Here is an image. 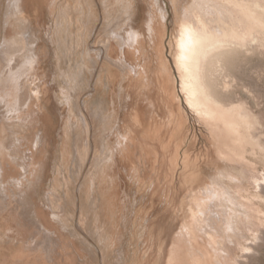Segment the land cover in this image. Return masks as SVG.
I'll use <instances>...</instances> for the list:
<instances>
[{"label": "rangeland", "instance_id": "rangeland-1", "mask_svg": "<svg viewBox=\"0 0 264 264\" xmlns=\"http://www.w3.org/2000/svg\"><path fill=\"white\" fill-rule=\"evenodd\" d=\"M43 1L45 5L46 0H40L42 5ZM79 1L80 3L72 6L71 14L73 16V22H71L74 24L71 23L69 29L74 35L77 34L76 32L80 31L78 33L80 34V41L83 45L80 49L85 52L84 41L90 36L88 30L91 31L92 25L97 27V30L92 36L93 41H95L98 37L102 38V36H104L105 38L113 28V24L111 23L109 27L107 26V23L109 22L104 19L105 11L102 7L97 6L100 0H89V3L93 1V9L90 8L88 4L87 14L84 17H82V14H77V12L79 13L77 7H79L80 4L86 0ZM135 1L137 3H135ZM150 1L151 0H134L133 5L139 10V12L136 8H132V10H134V15L132 16V22H129L135 29L141 30L143 27H147V22L151 19V17H157L156 19L158 20V24L159 22H162V26L164 23V37L167 43H169L170 34H174V26H176L175 24L177 23L176 15L179 13L175 10H178L179 8L177 9V7L180 5V10L182 11L185 4L187 6L191 3V0H181V2L180 0H159L157 2ZM249 1L248 7L253 10L257 0ZM13 2L14 0H0V58L2 57L0 59V61H2L0 62V73L2 69H5L9 74L11 70H15L16 67L18 68V64L22 61L19 57L23 58L25 51L22 39L28 37L27 33H22L24 31L22 27H24L25 24L29 26L30 22L28 21H31L33 23V29L36 32L35 33L33 31V33H35L36 36L33 34L34 37L32 36V38L35 39H32L30 48L36 47L39 56H43L40 57L42 59L41 65H38L41 69H36L35 72L36 74H39V78L37 75H34L29 79L26 77L23 81V86L26 85L22 88L23 96L25 98H29L26 101L27 103H25L24 108L27 109L26 106L30 101L29 96L33 95V91L30 92L33 89L32 87H34L35 91H37V86L40 82L44 81L43 83H45L46 81L51 90L47 91V93H45L46 95H43L44 102H41L43 111H46L42 113L41 109V111L39 110V113L43 117L45 116L46 119L47 117H50V119H48L49 121L46 120L48 129H50L48 133L50 137L47 135L44 144L47 146L46 148L43 146L46 150L48 148L49 149L45 151V149L42 148L43 152H38V154L43 157V160L44 158L45 160L43 161L44 164L41 168V172L36 179V186L34 184L33 186L31 183V187L30 184H28L29 187L32 188V191H30L31 189H27L28 185L26 186V190H29L26 195L27 197H25V199L23 198V195L20 194L17 201L18 203L16 201L13 203L14 205L16 204V207L14 205L7 208L4 207L6 209V215L8 216L4 214L5 212L0 214V217H3V215H5V218L7 217V220L5 218L4 220L3 218H0V227L14 226L25 237H29L31 241H35L31 247L26 246L23 249L21 248L20 251L24 253L23 255H27V253H32L31 255L37 253L39 254L40 252L42 257H45L43 258L46 259L48 264H161V260L163 261L162 264H164V262L165 264L176 262L190 263L192 255L177 253L171 260L169 255H171L170 251L173 249V244L177 241L176 235L179 232L178 228L180 229L181 225L184 223L186 215L185 209L187 208L186 205L192 194V189H197L196 186L199 184L201 185V182L203 183L205 180L213 184V178H215L214 174L218 166L226 171L238 174H241L243 168L244 171L246 168L245 172L250 173L245 175L243 171V175L245 176H243V181L241 183V186L243 188L245 186V189L253 188V181L251 179L252 175H257V177L260 176L259 178L263 176L262 179L264 178V175H261L264 174V14L259 13L255 18L249 17L247 19L248 26L254 33L250 38L253 45L248 47L243 54L233 56L229 63V72L231 71L229 87L230 97L235 100L241 98L244 104L248 107L246 108L249 109V112L254 114L260 122V125L252 131V142L249 141L250 143L248 144L249 147L246 155L247 160L242 162H227L228 165L232 164L237 170L230 169L224 162L222 165L219 163V165L216 164V166H205V171L203 172L202 177H199L200 180L198 179L197 182H194L193 180L192 184L190 180L188 181L186 179V176L191 175L190 172L193 170L192 168L199 170L198 166L204 162L205 157L208 159L209 150L212 146L210 140L207 138L206 134L203 133V130L199 127L197 121L196 123L194 122L195 119H193V117L188 116L190 120L183 122L182 124L178 119L175 118L174 120V118L169 115L170 109L165 107L167 109L166 111L164 106L160 104L157 95L158 92L156 91L154 94H152L153 92L149 93L146 84H137L139 82H136L137 78L135 79V74L132 69L129 68V64L132 66L134 63L137 65L138 61H148L141 62V64L143 63L144 65L146 63L148 64L145 66L148 73L146 74L147 78L152 79L153 77V81L155 80L154 82H156L158 78L166 81V74H168L170 75L169 79L171 81V85H173L175 82V75L172 78L170 77L176 72L171 61L172 56L169 53L171 52L170 47L168 48L169 51L167 53V65L162 70L161 66L157 65L159 60L157 63V61H155L157 60L155 56L149 52L152 51V48L150 46V38H148V28H146L145 31V28H143L142 32L144 31L146 33L147 40H143L145 41V45L144 42L141 44L142 46H145V48L143 46L144 49L142 56L129 54V56L126 57L127 62H125L126 59L124 61L119 58L121 57V54L118 56L117 52L113 51L111 54L113 55L114 60L118 61V63L116 62L118 66H114L105 59L99 62L100 65L97 71L98 73L96 74L95 82L100 80L104 83V87L102 88L100 94L92 91L93 89L90 85L94 81L92 77L94 73L92 71L96 67L98 63L97 61L100 59L98 55L94 57V60L88 59L86 63L87 66L84 70L85 72L79 78L80 80L77 79V83L69 86L70 84H67V72L69 71V68L70 71L74 70L77 73L76 75H78L80 71V62L78 60L75 61V59L80 57V59H87L86 55H75L66 50L64 51V54L57 52L56 46L58 44H54L51 40L56 23L53 20L52 15L49 13V8L47 9V7H45L41 14H37V18L34 13H31L29 16L31 19L23 18V21L25 22L21 23L22 18L20 19V16L14 14L15 10L13 9ZM60 2V5H63L64 3L68 5L66 0ZM257 2H259L264 9V0H258ZM181 3L183 4L181 5ZM154 4L155 6L159 5V8L157 9V7H154ZM108 5L109 10H113L114 8L116 9L113 2L108 3ZM159 9L163 14L159 15ZM157 11L159 14H157ZM39 15L41 17H39ZM79 17L80 19H83H79V21H77ZM48 18L52 19L54 22L50 23L52 20H49ZM40 19H42L43 23ZM110 20L111 18L108 21ZM52 24H54L53 27L51 26ZM122 24L123 26L126 25V23ZM46 25L50 27V29L47 28ZM74 26L76 27L74 28ZM11 29L12 34H10ZM52 29L53 31L51 33ZM47 30L50 32V36L43 34L47 32ZM41 31L44 32L42 33ZM255 37L260 40V44L255 40ZM35 40L36 42L33 43ZM9 41L11 43H8ZM15 41H17L19 45ZM74 46H76V44ZM145 49L147 51L149 49V51L145 52ZM6 54L12 55L10 56L11 59L7 62L4 60L6 58ZM134 56H136L137 59L136 57L134 59ZM60 57L62 58L58 63ZM3 61L6 63L5 67ZM16 61H18V63ZM42 61L44 62L42 63ZM154 61L156 63H154ZM140 62L138 63L140 64ZM147 67H149V69ZM154 67L155 69H152ZM137 69H139V67H137ZM154 70L157 73H160L157 74ZM151 73H154V75ZM42 78L43 80L41 81L40 79ZM26 79H28V81ZM31 81H33V83H31ZM24 82L29 83L27 85V83ZM34 82L38 85L36 84V86ZM28 86H30L29 89L25 90L24 88H27ZM68 89H70L72 94L71 102H73L72 113L74 116V120L71 124L72 127L69 130V135L65 134V124H67L68 121L65 120L67 119L65 116L67 115L66 117H68V110H70L67 106L69 101L67 100ZM50 94H52V96H50ZM79 95H83V100L79 101V97H77ZM75 97L77 99H75ZM152 97L154 101H151ZM87 104L88 106L86 107ZM5 105V103L0 104V127L3 126L1 125L2 122L6 121V125L10 131L13 132V141L18 138L24 139L22 134L18 137L20 131L22 130L27 132L26 135L29 134L28 136H31L32 133L35 132L34 129L31 128L32 125L20 120L17 114L8 113L7 105ZM88 108L96 116L95 120L92 121L91 126L94 128H92L91 137L89 138L85 127V119H82L80 116L87 111L89 114V110H86ZM79 112L81 114H79ZM111 115H113L112 119L110 118ZM11 117L12 119H10ZM27 119H31L30 116H28ZM51 123L52 127H50ZM193 123L197 126L191 127L190 124ZM25 124L27 128H31L30 131L34 132H30L29 128H26ZM19 127L21 130L18 131L17 129H20ZM117 130L120 131L121 140L119 141L117 148L118 165L116 166V174L113 176L116 184L105 182L101 186L102 190L97 191L96 187V191H91L90 182H94L91 175L93 174L95 167L93 166V169H90V171L89 169H86L87 171L82 170L84 164L83 162L87 154V142L89 141L88 143H94L95 141V148L97 150L95 149L96 151L94 154L97 155V163L94 162V164L96 167L101 168L100 164L102 163V160L104 162L102 151H107L108 149L104 143L111 141L113 134ZM58 131L61 133L59 134ZM122 135H125V137H122ZM145 138L149 141H146ZM145 142L147 143V146H143ZM15 144L17 145L16 156L18 158L25 159L27 157L28 159H32V153L29 149H27V147V150L23 152L19 151L18 142H15ZM148 145H152V152H150ZM250 145H252V147ZM145 147L147 154H145L144 159L142 160V157L140 158L138 154L139 151L144 152ZM44 151L45 154H43ZM63 153L64 157H62ZM76 153L79 154V159L76 158ZM199 158H201L202 161H199ZM61 159H65L66 162L64 161V164H62ZM123 159L126 160V164H124ZM234 163H236V166ZM253 169L256 171L254 170V172ZM179 171L181 173L180 179ZM193 174L198 175V173ZM140 177L145 179L142 184H140V179L138 180ZM112 185H114V187ZM248 185H250V187ZM51 193H54L56 196L62 197L65 200L64 207L66 210L65 214H67L65 218H68V225H71L70 227L68 226L67 228H64L61 224H57L55 221L50 219L53 216L52 213L54 214L53 207L51 206L52 204L48 199V194ZM230 193L231 195L234 194L233 191H230ZM244 195L245 197L237 195V198L244 202V204L246 203L245 205H243L242 202H239V200L235 198L236 196L232 197V202L234 204H230L231 202H229L226 205L228 209L232 208L235 211L237 221L234 222V227L239 226L242 230L234 228L237 236L239 237H234L233 240L230 239V243H228L229 245L227 244L230 248L228 247V258L226 257L225 262L226 264H234L235 259L240 254L238 242L242 239L241 237H243V235H246V230L242 227V225L247 224L251 227L253 226L256 234L259 235V239L257 240L258 246L256 244L252 253L244 257L245 259L242 258L241 264H264V201L247 197L245 193ZM34 196L37 200H34ZM20 200H22L21 202L25 200V203L23 202L20 204ZM37 202L40 204H37ZM179 203H181V207L179 206ZM30 204L32 205V208ZM41 204L45 207H40ZM175 204L179 205L177 206ZM26 205L30 206L27 207ZM47 206L49 208H47ZM108 207H110V211H108ZM45 208L53 210L51 211V215L49 214L50 211ZM28 209L30 210L31 215ZM36 209H40L43 212L45 211V214L47 213V215L51 216L46 219V225L41 226V221H36L38 219L35 214ZM178 210L180 211L178 212ZM32 211L35 212L33 213ZM27 213L29 214L28 216ZM241 215L243 216L240 217ZM29 216L31 217L29 218ZM182 216L184 217V220ZM240 219L242 220L240 221ZM240 223L243 224L241 225ZM162 231L164 232L163 234H161ZM174 236L175 238L173 239L172 237ZM251 236L252 235L248 237L250 241L252 240ZM201 240H199L200 248H202L204 252L208 253L209 250L205 247V240ZM183 244L184 243L180 241V247H183ZM233 244L234 246H232ZM11 249L14 250L13 246ZM227 261L229 263H227ZM37 264L41 263L37 262Z\"/></svg>", "mask_w": 264, "mask_h": 264}, {"label": "bare ground", "instance_id": "bare-ground-1", "mask_svg": "<svg viewBox=\"0 0 264 264\" xmlns=\"http://www.w3.org/2000/svg\"><path fill=\"white\" fill-rule=\"evenodd\" d=\"M60 1H63V0H46L45 1L46 4L44 5V1H43L42 2L43 5H42L40 0H14L13 9L15 10L14 14H17L18 16H20V19L22 18L21 19L22 20L21 23H22V22H25L23 21V18L31 19L29 17L31 13H34V15H36V18H37V14L39 13L41 14V12L43 11V9H45V7H47V9L49 8L48 9L49 13L52 15L53 20L56 23L54 26L55 27L54 34L51 36V40L54 44L55 43L58 44L56 46L57 52L60 54H64V51L66 50L69 53L72 52L75 55L77 54L86 55L87 59H80L81 57L78 59L77 58L75 59V61L78 60L80 62V71L78 75H76L77 73L74 70L70 71V68H69V71L67 72V79H68L67 84H70L69 86H71V84L77 83L76 81L77 79L80 80L79 78L85 72L84 70H85V67L87 66L86 63L88 59L94 60L95 59L94 57L98 55L100 59L99 61H97L98 63L92 71L94 73L92 76L94 81L90 85H91V88L93 89L92 91H95V93L100 94L102 88L104 87V83H102L100 80H97L95 82L96 74L98 73L97 71L100 65L99 62L105 59L109 61L111 64H113L114 66L115 65L118 66L117 64L118 61L114 60L113 55L111 54L113 51H116L118 56L121 54V57L119 58H121L124 61L126 57L129 56V54H135L136 56H142L143 49L145 48L144 46L145 41L143 40H147L146 39L147 36L144 31L146 30V28H148V32H149L148 38H150V46L152 48V51H149V49L148 51L150 52V54H153L155 56V58L157 59L155 61H157V63L159 60V63L157 65L161 66L162 70L167 65V62H168L167 53L169 51L168 48L170 47L171 52L169 53L172 56L171 61H172V64L174 65V69L176 72L175 74L171 75L170 78L174 77L175 75V82L173 85H171V81L169 79L170 75L168 74H166L167 75V77L165 78L166 81H163L158 78V80L154 82L155 80L153 81V77L152 79L147 78L146 74L148 73H147V69L145 66L148 64L147 63L145 65L143 63L141 64V62L145 61L144 59H143L144 61H141V62L138 61L140 62V64L137 62V65H135V63L132 64V66L131 64H129L130 66L128 65L129 68L132 69L133 73L135 74V79L137 78V81L136 80L135 81L139 82L137 84H140V85L146 84V87L148 88L149 93L153 92L152 94H154L157 91L158 100L160 101V104L164 106V108L167 107V109L168 108L170 109L169 115H171V117H173L174 120L176 118L182 124L183 122H187L188 120H190L189 119L190 116L193 117L195 121L193 119L192 120L195 123L197 121V123L199 124V127L202 128L203 133L206 134L207 138L210 140V143L212 145L210 150L208 149L209 150L208 159H206V157H205V160L203 159L204 162H202V164L198 166L199 170L192 168L193 170L191 172L189 171L191 175L190 176L187 175L186 179L188 181L190 180V182L193 184V180L194 182H197L199 177L200 176L202 177L203 172L205 171V168H204L205 166H208V167L212 165L216 166V164L219 165V163L222 165V163L224 162L230 169H236L235 167H233L232 164L228 165L227 162H242V161L247 160L246 155H247V150L249 147L248 144L252 142L251 140L252 131L255 130V128H257L260 125L259 124L260 122H259V119L254 114H251L249 112V109H247L248 107L246 106V104H244L241 98L235 100L232 97H230L229 87H230L231 71L229 72L230 70L229 63L231 61V58H233V56L243 54V52L247 50L248 47H251L253 45L252 41H250V38L254 33L251 31V28L248 26L247 19L249 17L255 18L256 15L259 13L264 14L263 6L259 2H257L258 0L255 2V6L253 10H251L248 7L249 5L248 2H250L249 0H191L190 4H188L187 6L185 4L182 11L180 10L181 8L179 5L177 7V9L178 8L179 9L175 10L179 12L178 13L179 19H178V15H176L177 23L175 24L176 26H174L175 31L173 35L172 33L170 34L169 43H167L164 37L165 35V32L163 31L164 23L162 26H161L162 22L161 23L159 22L158 24V20L156 19L157 17L152 18L149 14L151 19L147 22V27L142 26L143 28H145L143 32H142V29H143L142 27H141L142 28L141 30L140 29L137 30L131 25L129 21L132 20L133 18L132 16L134 15V12H133L134 10H132V8L133 9L136 8L133 5L134 0L133 1L131 0H100L97 6L102 7L104 9L105 11L104 14L106 17V18L104 17V19L107 20V22H109L107 23V26L109 27L112 23L113 28L110 30V32L107 34L105 38L104 36H102V38L98 37L97 40L93 41L92 36H93V33H95V31L97 30V27L92 25L91 31L88 30L90 33L89 34L90 36L89 35L88 36L90 38L87 37L84 41L85 42V52L81 51L82 49H80L83 46L80 41L81 40L80 34L78 33L80 31L76 32L77 34L74 35L73 33H71V30L69 29L71 23L73 22V16L71 14L72 6L73 5L75 6L77 3H80V1L79 0H66L68 5L66 3H64L63 5H60L61 3ZM93 1H91L90 3H89V0L83 1L80 4V6L77 7L79 11V13L77 12V14L78 15L82 14V17H84L87 14L88 4L90 8L93 9V3H92ZM151 1L157 2L159 0H156V1L151 0ZM110 2H113L116 9L114 8L113 10H109L108 3ZM135 3L137 2L135 1ZM155 4H154V7H157L158 9L159 5L155 6ZM182 4L183 3H181V5ZM250 11L252 12V14ZM159 13L157 11V14L159 15L163 14L161 11ZM39 17L41 16L39 15ZM110 18L111 20L108 21ZM79 19L80 17L78 18L77 21H79ZM40 20L42 22V19ZM49 20H52V19H49ZM53 20L50 23H53L54 22ZM28 22H30L29 26L25 24V26L22 27L24 29L22 33L28 34L27 38L22 39L23 41L22 43H24L23 46L25 50L23 58L19 57V59H22V61L21 62L19 61L20 63L18 64V68L16 67L17 68L16 69L14 67L15 70H11L9 74L7 73L5 69L4 70L2 69L0 73V104L5 103L8 108L7 109L8 113L17 114L20 120L26 122L27 124L32 125L33 127L31 126V128L34 129L35 132L30 131L31 128L28 127L30 132H34L32 133L31 136H28L29 134L26 135L27 132L22 130L20 131V134L19 135L17 134V135L18 137H20V135L22 134L24 139L18 138L17 140L13 141V138H14L13 132H11L8 126L6 125L5 123L6 121L5 122L3 121L4 123L2 122L1 124L3 126L0 127V214L5 212L6 210L5 208L14 205L13 203L15 201L16 202L18 201L20 194L23 195V198L27 197L26 195L28 194L29 190L31 189L30 191H32L31 183L32 185L37 184L35 182H36V179L38 178V175L41 172V168L43 167V164H44L43 161L45 160V158L43 160V157H41L38 154V152L39 151L43 152L42 148H44L43 146H45L44 145L45 139L47 135H49L48 133L50 130L48 129V124L46 122V120L50 119V117H47L46 119L45 116L43 117L39 113V110L41 111L42 109L41 102L44 99L43 95L47 93V91L51 90L48 84L46 83V81L45 83H43L44 81L40 82L39 85L37 84L39 82L37 81H36L37 83L34 82L35 85L36 84L38 85V86L36 85L38 87L37 88L38 90L36 89L37 91H35V88L32 87L33 89L30 92L33 91V95L32 94H31L32 96L28 95L30 97V101L26 106L27 109L24 108V105L25 103H27L26 101L29 98L27 97L25 98L23 96L22 88L26 86V85L23 86V81L26 77L29 79L34 75L35 76L39 75V74H36L35 72H36V69L37 70L41 69L38 65L39 64L41 65L42 59L40 57L43 56V55L39 56L36 47L30 48L32 39H35V38H32V36L36 32L33 29V26H32L33 23L31 21H28ZM45 23H48V22H45ZM122 23L124 24L126 23V25L123 26ZM53 25L54 24H52L51 26L53 27ZM76 26H74V28ZM47 28L50 29V27L48 26ZM48 30L45 33H43L44 31L43 32L41 31V32L44 35L47 34L48 36H50L51 34ZM11 31L12 29L10 30V32ZM33 31L35 33H33ZM52 31L53 29L51 30V33ZM10 34H12V32ZM255 38H256L255 40L259 43L260 40L257 37ZM42 39H43V36H42ZM15 42L17 43V41ZM35 42L36 40L33 43ZM142 42H144V45H143L144 48L141 45L143 44ZM8 43H11V42L9 41ZM75 44L76 46H74ZM148 51L146 50L145 52H148ZM10 56L12 55L6 54V58L4 60L6 62L10 60L11 59ZM136 56H134V59ZM61 58L62 57L59 58L58 63ZM138 59L141 60L140 58ZM155 61L154 63H156ZM16 62L18 63V61ZM43 62L44 61H42V63ZM125 62H127V59ZM145 62H148V61H145ZM4 64H5L4 65L5 67L6 63ZM137 67H139V69H137ZM149 67L147 68L149 69ZM157 68H160V67H157ZM152 69H155V67ZM154 72L156 71L154 70ZM151 74L154 75V73H151ZM149 75H150V72H149ZM28 79L26 80L28 81ZM40 80L42 81L43 78ZM33 81H31V83H33ZM24 83H27V82H24ZM29 87L30 86L24 89L28 90ZM67 94H68L67 100H69L67 106L70 108V110H68L69 111L68 117H66L67 115L65 116V118H67L65 120L66 121L68 120L67 124H65L66 125L65 134L69 135L70 134L69 130L72 127L71 124L74 120L73 118L74 116L72 113L73 102H71L72 94L70 92V89H68ZM50 96H52V94H50ZM82 96L80 95L77 96L79 97L78 98L79 101L83 100ZM120 98H121V95H120ZM75 99L77 98L75 97ZM152 100H153V97L151 98V101ZM87 106L88 104L86 105V107ZM86 110H89V108ZM45 111H43L42 109V113H44ZM79 114L81 113L79 112ZM89 114L87 111L83 113L82 115H80L82 119L83 118L85 119V122H86L85 127L88 132V138L91 137L92 128H94L91 125H92V121H94L96 117L95 114L90 110H89ZM28 116H30L31 119H27ZM110 118L112 119L113 115H111ZM10 119H12V117ZM52 123L51 125L49 124L50 127H52ZM195 123L190 124L191 127L197 126ZM17 130L19 131L21 130V128ZM60 131H58L59 134L61 133ZM22 132H25V133H22ZM122 137H125V135H122ZM120 140H121L120 131L117 130L113 134L111 141H107L104 143L108 149L107 151H102L104 162L102 160V163L100 164L101 168L96 167L94 164V162H96L97 160V155L94 154V152L97 150L95 148V141L93 140L94 143L92 142L88 143L89 141L87 142V154L83 162L84 164H83L82 170L85 171L86 169L87 170L89 169L90 171V169H93V166L95 167L94 172L91 175V177H93L94 179V182H90L91 191H94L96 187H97V191L102 190L101 186L105 182H111L113 184H116L113 176L116 174V166L118 165L117 164L118 162V155H117L118 149L117 148H118V144ZM145 140L147 141L148 139L145 138ZM15 142L16 143L18 142L19 151L24 152L25 150L29 149L32 153V156H31L32 159H28L27 157L25 159L18 158L16 156L17 145L15 144ZM145 145L147 146L146 142L143 144V146ZM151 146L152 145L148 147L150 152H152L151 149L153 150ZM250 146L252 147V145ZM47 150L45 149V151ZM45 151L43 154H45ZM146 151H147L146 147H145L144 152L139 151L138 155L140 156V158L142 157L141 158L142 160L144 159L145 154H147ZM62 157H64V153ZM76 158L79 159L78 153H76ZM199 159H200L199 161H202L201 158ZM61 161H62V164H64V161L66 162L65 159L63 160L61 159ZM123 162L124 164H126V160L123 159ZM234 165L236 166V163H234ZM218 167L214 174L215 178H213L214 180L213 184L207 182L206 180L203 183L200 181L201 185L199 184L198 186H196L197 189L196 188L192 189V194L190 193L191 196H190L189 202L186 205L187 208L185 209V214H186L185 220H184V217L182 216L184 223L181 225V227L179 226L180 227V229L178 228L179 232L178 234L176 233L177 235L175 234L177 241L175 240L176 242L173 244L174 246H172L173 249L172 251H170L171 252V255H169L170 260L173 259L174 255L177 253L179 254L185 253L186 255H192V259L190 263L176 262V263H169V264H224V262L226 261L225 259L228 256L229 246H227V244L230 243V239L233 240L234 237L236 238L239 237L237 236V233L235 232L234 228L242 230V228L239 226L234 227L233 224L235 221H237V217H235L236 216L235 211L232 208H229L230 209L229 210L226 205L229 202H231L230 204L233 203L232 197L234 196H236L235 198H237V195L239 196L241 195L245 197L244 193L246 194L247 197L255 198L259 201L260 200L264 201V178L262 179L263 176L259 178L260 176L257 177V175L253 173L256 175V176L252 175V178H251L253 181V188L245 189V186L243 188L241 186V183L243 181V176L250 173V172L249 173L245 172L246 168H245V171H244V168L243 170L239 168L240 170H242V173L238 174L235 172L226 171ZM254 170L255 169H253V171ZM243 171L245 175H243L244 174ZM193 173H198V175H195ZM180 174L181 173L179 171V179H180ZM261 175H264V174H261ZM139 179L141 182L140 184H142V182L145 180L144 178H141V177L138 178V180ZM138 180H137V183H138ZM28 184H30L31 187H29ZM26 186H27V189H29L28 191L26 190ZM106 186H109V185H106ZM112 186L114 187V185ZM248 186L250 187V185ZM234 187L236 190L234 189ZM230 191H233L234 194L231 195ZM108 193H109V190H108ZM182 195L184 196L183 193ZM48 199L51 202L52 204L51 206L53 207V210H54V214L52 213L53 215L52 218H50L51 211H53L52 209L48 210L45 208L46 210L50 211L49 213L50 215H47V213L45 214L44 213L45 211L43 212L40 209H36L35 214H36V217L38 218V219L36 218L37 219L36 221L40 220L41 221L40 224L41 226H43V225H46L47 223L46 219L50 218L51 220L55 221L57 224H61L62 226H64V228H67L68 226L70 227L71 225H68L69 224L68 223L69 220H67L68 218L67 219L65 218V216L67 215L65 214L66 210L64 207L65 200L62 197L56 196L54 193L48 194ZM34 200H37L35 199V196H34ZM21 201L22 200H20V204H22L23 202L25 203V200L23 202ZM43 201H44V198H43ZM239 202H242V201L239 200ZM38 203L39 202H37V204ZM242 203L243 205L246 204V203L244 204V202ZM179 204H175V205L177 206L179 205L181 207V203ZM30 205H26V206L28 207ZM42 206L44 205L41 204L40 207ZM31 208H32V205H31ZM47 208L49 207L47 206ZM108 211H110V207H108ZM179 211L180 210H178V212ZM7 213H8V209H7ZM29 213H30V210H29ZM4 214L6 215V212ZM5 215H3V217H0V218H3L4 220ZM28 215L29 214L27 213V216ZM242 216L243 215H241L240 217ZM30 217L31 216H29V218ZM241 220L242 219H240V221ZM243 223H240V224L242 225ZM4 227H0V264H37V262L41 264H48L46 259H44L45 257L43 256L44 257L43 258L40 252L39 254L37 253L38 255L37 254L31 255L32 253L31 254L27 253V255H23L24 253L20 251L21 248L23 249L26 246L31 247L33 242L35 241L33 240L31 241L29 237H25L14 226H8L5 228ZM242 227L245 228L246 235L245 236L243 235V237H241L242 239L238 242V249H239L240 254L235 259L234 264H241L242 258L245 259L244 257L252 253L253 248L257 244V240L259 239V235L256 234L255 229H253V226L251 227L250 225L244 224L242 225ZM163 233L164 232L162 231L161 234ZM250 235H252L251 241L248 238ZM172 238L174 239L175 236ZM200 238L202 240H205L206 242L205 247H207L209 250L208 253L204 252L203 249L200 248L199 246V242H200L199 240H201ZM180 241L184 243L183 247H180ZM12 246L14 250L11 249ZM232 246H234V244ZM160 262L162 264L163 261L161 260ZM227 263L229 262L227 261Z\"/></svg>", "mask_w": 264, "mask_h": 264}]
</instances>
